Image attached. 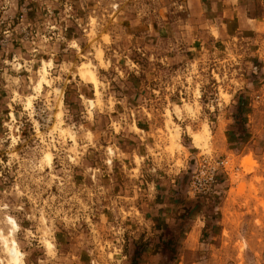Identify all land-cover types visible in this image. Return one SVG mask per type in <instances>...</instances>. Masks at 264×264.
Segmentation results:
<instances>
[{
	"label": "rangeland",
	"instance_id": "rangeland-1",
	"mask_svg": "<svg viewBox=\"0 0 264 264\" xmlns=\"http://www.w3.org/2000/svg\"><path fill=\"white\" fill-rule=\"evenodd\" d=\"M200 4L0 0V230L25 264H264V28L219 40ZM203 153L227 170L194 193Z\"/></svg>",
	"mask_w": 264,
	"mask_h": 264
},
{
	"label": "crops",
	"instance_id": "crops-1",
	"mask_svg": "<svg viewBox=\"0 0 264 264\" xmlns=\"http://www.w3.org/2000/svg\"><path fill=\"white\" fill-rule=\"evenodd\" d=\"M198 1L205 24L217 32L219 40L248 39L255 35L254 28H264V0Z\"/></svg>",
	"mask_w": 264,
	"mask_h": 264
},
{
	"label": "clouds",
	"instance_id": "clouds-1",
	"mask_svg": "<svg viewBox=\"0 0 264 264\" xmlns=\"http://www.w3.org/2000/svg\"><path fill=\"white\" fill-rule=\"evenodd\" d=\"M70 47L77 48L76 42L73 41L71 43ZM14 66H15L16 70L19 71L20 65H14ZM101 66L104 67L105 69H107V67H108L107 64H102ZM45 67L48 68V69H51L53 67L52 62L49 61L45 65ZM86 67H90L91 68L92 67L91 63L86 65ZM67 70H68V68L66 67L64 69V71H67ZM81 79L84 80L85 84H87L88 82H91L93 85H97L99 87H106V85L100 84V81L97 79L96 72H95L94 68H93L92 72L88 73L87 76H82ZM43 82L49 84V86H51V83H52L51 80H44ZM53 91H55L58 95H62V93H61V91L59 89H53ZM36 92H37V94H39V92H40L39 86H37ZM97 95L99 97V93ZM31 99H35V97L30 98L29 103L26 105L27 109H31V107H32ZM85 103L87 105H89V118H91V110H92V108L97 107V105L99 104V99L96 102H93V101L89 100V101H85ZM176 111H177V114H179L180 110L176 109ZM64 114L65 113H63V112L61 113V115H64ZM30 115H31V113H30ZM37 127H39V126H37ZM73 141H75V137L74 136H73ZM15 142L16 141H13V143H15ZM109 151L111 153V150H109ZM52 159H53L52 154L51 153H47L44 156V158H43V164L51 166ZM70 159H72V158L70 157ZM76 162L77 161L75 159H73V163H76ZM109 163H111V161H109ZM7 222L9 224H11V230L8 232V238H10L19 229H18V226H17L16 222L14 220H12L11 218H8ZM45 236L49 237V239H43L41 242L47 247V249L49 250L50 254H54L55 241H54V238H52L51 232L50 231L46 232ZM0 238L4 239L5 250L9 253V256H10V260H9L8 264H24V255L25 254L19 251L15 241H11L8 238H4L2 236H0ZM9 245H10V247H9ZM0 264H4V261L0 260Z\"/></svg>",
	"mask_w": 264,
	"mask_h": 264
},
{
	"label": "built area",
	"instance_id": "built-area-1",
	"mask_svg": "<svg viewBox=\"0 0 264 264\" xmlns=\"http://www.w3.org/2000/svg\"><path fill=\"white\" fill-rule=\"evenodd\" d=\"M227 159L211 154H201L195 163L192 174L191 187L194 193H199L209 189L214 184L218 171L227 170Z\"/></svg>",
	"mask_w": 264,
	"mask_h": 264
},
{
	"label": "bare ground",
	"instance_id": "bare-ground-1",
	"mask_svg": "<svg viewBox=\"0 0 264 264\" xmlns=\"http://www.w3.org/2000/svg\"><path fill=\"white\" fill-rule=\"evenodd\" d=\"M96 56H97V58L99 59V60H101V58H102V51L100 50V49H97V51H96ZM86 65H88V63H83V64H81L79 67H78V69H79V74H80V76L82 77V76H87V74L88 73H90V72H92V70H91V68L90 67H86ZM207 128V127H206ZM207 132V131H206ZM175 136L176 135H171V137H172V139H174L175 138ZM202 138H204V135L203 136H201ZM199 138L200 137H197V136H194V143H196V144H198L199 142ZM8 218H11V217H9V216H7L6 217V221H8ZM12 220H14L13 218H11ZM15 221V220H14ZM16 222V221H15ZM8 223V222H7ZM9 224V223H8ZM10 225V228H9V230H8V232L11 230V224H9ZM8 232L7 233H4L3 231H1L0 230V236H2V237H4V238H8ZM9 240H11V241H15V243H16V245H17V247H18V244H17V242H16V240H15V237H14V234L12 235V237H10V238H8ZM0 241H1V244H2V249H3V252H4V254H5V257H6V260H7V262H9V260H10V256H9V253L5 250V247H4V239L3 238H0ZM9 247H10V245H9ZM18 249H19V247H18ZM20 251V250H19ZM21 252V251H20ZM25 264V263H24Z\"/></svg>",
	"mask_w": 264,
	"mask_h": 264
}]
</instances>
